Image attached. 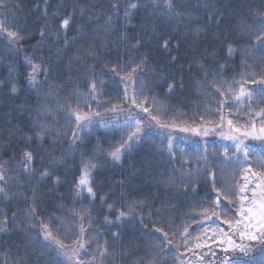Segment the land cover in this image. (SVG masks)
Segmentation results:
<instances>
[{
    "label": "trees",
    "instance_id": "16d2710c",
    "mask_svg": "<svg viewBox=\"0 0 264 264\" xmlns=\"http://www.w3.org/2000/svg\"><path fill=\"white\" fill-rule=\"evenodd\" d=\"M261 20L264 0H174L171 12L165 0H0L6 29L0 30V264H65L44 239L45 223L65 248L83 244L84 264H184L191 253L181 234L187 227V241L196 239L215 219L203 215L215 208L217 191L221 208L238 220L246 170L217 145L169 150L166 139L147 130L117 162L108 152L130 128L80 131L73 116L96 122L142 116L128 103L135 95L147 97L149 113L173 127H213L221 117L236 126L264 123ZM26 57L41 66L35 85ZM125 80L132 81L129 97ZM241 88L255 96L238 104ZM114 105L123 113L111 111ZM73 131L81 137L75 144ZM26 152L33 154L27 170ZM89 162L97 165L88 176L94 195L77 187ZM251 167L264 171V161ZM45 170L49 175L42 177ZM242 244L252 248L248 257L216 246L205 264L264 257V244Z\"/></svg>",
    "mask_w": 264,
    "mask_h": 264
},
{
    "label": "snow or ice",
    "instance_id": "6c2138e0",
    "mask_svg": "<svg viewBox=\"0 0 264 264\" xmlns=\"http://www.w3.org/2000/svg\"><path fill=\"white\" fill-rule=\"evenodd\" d=\"M174 3V0H165V8L171 12L172 11V5ZM130 7H136L135 4L130 5ZM182 14L180 12H176L175 16L179 17ZM70 23V18H66L62 21V27L63 28H67L69 26ZM261 26H264V20L260 21ZM0 30H6L2 28V22H0ZM197 32L201 31V29L198 27L196 29ZM40 35L43 36L44 33L41 30ZM8 36L14 40H19L22 39L21 36L18 35V33L16 32H12V31H8ZM257 40L260 42V47L264 48V34H257ZM168 46V42L165 41L164 42V47L167 48ZM234 52V49L229 46L228 48V54L232 55ZM26 61L27 63L32 65V72L29 74V82L33 85L36 84V75L39 73L40 71V65L38 64H34L32 62V60L30 58L26 57ZM113 72L116 71L115 68L112 69ZM133 71H135V69H133ZM123 79V77H122ZM261 83H264V80L261 81ZM91 90L93 92L97 91L96 89V84L95 82H92L91 84ZM169 90H171V85H169ZM17 91V89L15 87L12 88V92L15 93ZM217 91H221L220 87H217ZM223 94V93H222ZM245 90L243 88H241V95H245ZM95 98V97H93ZM236 99H240L239 96L236 97ZM147 101V97H143L142 100H140L139 98H137L135 95L133 96L131 103L133 106H138L140 107V109L145 112V113H149V109L147 107L143 106V103ZM111 111H116L117 110V106L114 105L111 109ZM121 111L123 109H120ZM150 119L151 120H155L157 122V124L159 125V127L161 128H165V127H169V125L167 124H162L160 123V120L158 118L157 115L155 114H151L149 113ZM129 119H132V117H129ZM221 119H223V117H221ZM76 120L77 121H88V123H84L83 125L81 124H77V128L79 130H91V120L88 116H81L79 113L76 114ZM136 126H135V130L132 131L131 129H129V134L127 136L126 139L122 140V142L114 147L112 150H110L108 152V155L111 157L112 160L119 162L121 160V157L123 155V153L125 151L130 150L132 144L134 143H139L141 138H142V129L140 127L141 122L139 120H136ZM228 123V127L230 129H232L233 132L239 133V136H243V137H248V136H252L254 139H261L264 140V126H262L258 133L256 132L255 126H252V130L249 131L248 129H242V128H238V127H233V121L231 119H229L227 121ZM101 126L103 127H109V125L107 124H102ZM181 131H188V129L182 128L180 129ZM193 131H196L195 129H193ZM72 135V139H73V144H75L76 142L80 141L81 137L78 135V133L76 131H73L71 133ZM205 135H207V131H205ZM38 136L40 137V139H43V133H38ZM225 139H230L233 141L234 143V155L235 154H240L242 153L243 155V160H240L239 157H237L236 159H233L232 157L228 156V151L227 149H225L224 155L227 159H231L232 163L234 166H238V167H244L247 169L248 172L251 173V175L253 177L256 178V183H255V187L252 189V198L249 200L248 196L244 195L240 197V204L237 211V214L241 217L240 220H235L233 221V219L229 218V211L230 209L221 208V196L222 193L220 191H217L216 193V198L214 200L215 203V208H211V209H204V215H203V219L204 220H209L212 219L213 217H215L216 220L220 221L221 224H227L229 230L232 233H236L239 232L240 235V239L244 240L247 239L249 241H257L261 244H264V231H261V229H264V171L261 172H253L252 171V167L251 165L247 164L246 162L249 159V151L250 149L248 148V146H246L243 142V140H240L238 136H225ZM169 150H171V143H169ZM254 151V150H253ZM25 168L26 170L28 169L29 165L31 164L32 160H33V154L31 152H26L25 154ZM97 165L95 163H91L89 162V165L85 166L84 169V175L81 176L79 184L77 185V187L79 188L80 186H88L87 190L90 194H93V189L91 186H89V180H88V176L90 174V169H94L96 168ZM49 173L47 170H45L44 172L41 173L42 177H46L48 176ZM4 176L0 175V180H3ZM58 179V178H57ZM246 183L244 186H242L240 188V192H246L248 190V185H247V181H248V176L244 177ZM4 189L0 188V192H3ZM223 198L228 200L229 204H233L234 202L229 199V197L227 196V194L225 193L223 195ZM245 201H247V203H245ZM33 213L35 212V208L32 209ZM211 213L210 215L208 213ZM221 212H223V218L221 217ZM121 217L125 216L126 213L121 212ZM119 219V217H118ZM242 221H246L245 225H244V230L240 231V225L242 223ZM6 220L4 221V224L6 225ZM201 223H203V220L200 221ZM42 227L44 228V239L46 241H52L59 249H61L62 253H63V249L66 247L65 244H63L61 242V240L57 239L54 235L53 232L51 230H49L47 223L43 224ZM255 228V232L252 231V229ZM0 230H4L2 226H0ZM84 229L81 228V232H83ZM156 231H162L161 229L157 228ZM207 232L208 229H204V235L207 236ZM256 233H259V235H257ZM165 237H167V233H164ZM190 237V233L188 232V228L185 227L182 234H181V238L185 241V243H187L188 238ZM208 240L213 241L214 243H219V245L221 246V250L224 252H235V251H239L240 253L243 254L244 257H248L249 253L252 251V248L249 247L248 245L245 244H238L236 243V241L233 240L232 235L229 234V232L225 231L224 228L222 227H217L212 229V235L211 236H207V240H204L203 243L201 242V236H197L196 237V243H195V247L196 248H200V247H209L210 245L208 244ZM168 243H171V241H167ZM163 243V242H161ZM227 245V246H225ZM81 248H83V244L79 245ZM107 248H105L101 253V257L105 256L107 254ZM64 255H68L67 253H63ZM215 253H213L214 255ZM70 259L72 257H69ZM76 264H80L79 260L76 261ZM225 264H241V259L239 257L231 260V261H225ZM251 264H264V257H261L258 260H252Z\"/></svg>",
    "mask_w": 264,
    "mask_h": 264
},
{
    "label": "rangeland",
    "instance_id": "374dc122",
    "mask_svg": "<svg viewBox=\"0 0 264 264\" xmlns=\"http://www.w3.org/2000/svg\"><path fill=\"white\" fill-rule=\"evenodd\" d=\"M131 85V90H127L126 85ZM124 89L125 90V94L129 97L130 94H133L132 92V81L130 80H125L123 83ZM245 90V95H241V90L239 91V93L236 95L240 97V99H236L238 104H243L245 101L251 100L254 96V90L253 89H248V88H243ZM126 96V97H127ZM132 98L129 99L128 103H131ZM239 101V102H238ZM241 102V103H240ZM131 106L132 103H131ZM141 111V110H140ZM115 114L119 113H123L121 111H114ZM121 112V113H120ZM139 112V111H138ZM129 116H125L122 115L121 117H114L112 118V120H107L104 122H96L93 120L92 117H89L91 120V126H99L101 127V129L105 130V131H111V130H117V129H124V128H130L132 131L135 130V126H136V120H139L141 122L140 127L142 129V135L144 133V131L147 130H152V133L157 134L158 136H160L161 138L166 139L167 144L169 145V143H171V148H177L180 149L182 151H188V152H196V151H203L204 147L210 144H215L217 145L220 149L223 150V152H225V149H227L228 154L232 153V157L233 159H236L237 157H239L240 160H243V155L242 153L240 154H235L234 155V143L232 140L230 139H225V136H238L240 140H243L244 144L246 146H248V148L250 149L249 151V159L246 162L247 164L251 165L253 164V162H259V161H264V140L261 139H254L252 136H248V137H243V136H239V133L233 132L232 129H230L228 127V123L227 121L229 120V118L225 117L222 119V122L217 125V126H213V127H209V126H202V127H197V128H185L188 129V131H181L180 129L182 128H178V127H173V126H169V127H165V128H161L159 127L158 124H155L151 121L150 117L148 114L144 113L142 116L136 114L134 116H132V119H129ZM76 120V115L73 116ZM78 124L83 125L84 123H88L85 121H77ZM102 124H107L109 125V127H103L101 126ZM262 124V125H261ZM255 123L254 124H249L246 126H236L233 123V127H238V128H242V129H248L249 131L252 130V126H255L256 132L258 133L259 129L264 126V123ZM193 129H195L196 131H193ZM87 129H84L82 131H86ZM155 130V131H153ZM81 131V130H80ZM205 131H207V135H205ZM254 150V151H253ZM244 168V167H243ZM246 170V174L245 176H248V181H247V185H248V190L246 192H241V196H248L249 200L252 198V189L255 187V183H256V178L253 177L251 175L250 172ZM246 183L245 179L243 181L242 186H244ZM83 190H87V186H80ZM245 203H247V201H245ZM241 217L238 215V220H240ZM246 221H242L240 227V231L244 230V225H245ZM217 227H222L224 228L225 231L229 232L230 235H232V238L234 241H236V243L238 244H242L243 242L248 241L247 239L241 240L240 239V235L239 232L236 233H232L229 228L228 225L226 224L224 226V224H221L220 221L213 219L212 221L207 222L206 224H204L201 229H200V235L201 236V242L203 243L204 240H207V236H211L212 235V229L217 228ZM204 229H208L207 232V236L204 235ZM253 232H255V228L252 229ZM261 231H264V229H261ZM257 235L259 233H256ZM208 244L210 245L209 247H200V248H196L195 247V243H196V239H192L187 241V250L186 251H190L191 255L188 258V260L186 261V263L184 264H205L206 258L205 256L208 255L209 253L213 252V247L216 246H220L219 243H214L211 240L207 241ZM227 246V245H225ZM56 249L59 251L61 258L64 260L65 264H76V261L79 260L80 264H84L81 259H80V254H81V247L77 246L76 248H64L63 249V253H67L68 255H64L61 251V249H59L56 245H55ZM69 257H72L71 259ZM224 260L223 262H221V264H225ZM230 261V260H227ZM241 264H243L241 262Z\"/></svg>",
    "mask_w": 264,
    "mask_h": 264
}]
</instances>
